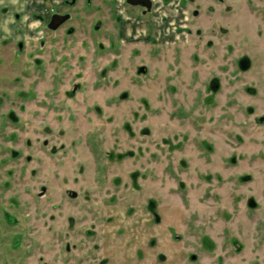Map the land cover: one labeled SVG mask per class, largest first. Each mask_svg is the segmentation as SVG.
<instances>
[{
    "label": "rangeland",
    "instance_id": "374dc122",
    "mask_svg": "<svg viewBox=\"0 0 264 264\" xmlns=\"http://www.w3.org/2000/svg\"><path fill=\"white\" fill-rule=\"evenodd\" d=\"M81 1L0 3V264H264V90L229 21Z\"/></svg>",
    "mask_w": 264,
    "mask_h": 264
},
{
    "label": "flooded vegetation",
    "instance_id": "af4514ba",
    "mask_svg": "<svg viewBox=\"0 0 264 264\" xmlns=\"http://www.w3.org/2000/svg\"><path fill=\"white\" fill-rule=\"evenodd\" d=\"M13 1L15 2V0H7V2L11 4H13ZM108 1L111 2L112 8L116 13H119L121 16L127 15V18H129V15L125 10V4L132 6L134 9L141 8L149 12H151L155 4L154 0ZM182 1L183 0H167L166 2L172 4H174L173 2H177L180 4ZM186 1L189 2L188 0ZM5 2L6 0H0V3L5 4ZM81 2L82 4H86L89 8V0H82ZM70 3L74 6L76 0H70ZM91 3L93 4V0H91ZM214 5L216 6L215 17L229 21L232 30L236 32V34H233L234 40L232 42L234 50L237 51V48L241 46L240 49H243L245 52V54H242V57L237 60L239 68L245 70L251 69L253 72V79L257 81L260 80L259 82L263 84V86L258 84L259 82L257 84L260 85V89L262 86L261 90H264V0H214ZM223 8H225L224 13L222 12ZM67 12L68 11L48 13L49 19L47 21V27L51 30L62 27L70 19V14ZM41 17L42 15L39 16V18ZM243 63L244 65H242ZM259 120L264 123V115L259 117ZM70 195L74 196L75 192L70 191Z\"/></svg>",
    "mask_w": 264,
    "mask_h": 264
},
{
    "label": "water",
    "instance_id": "95a60500",
    "mask_svg": "<svg viewBox=\"0 0 264 264\" xmlns=\"http://www.w3.org/2000/svg\"><path fill=\"white\" fill-rule=\"evenodd\" d=\"M133 2V1H132Z\"/></svg>",
    "mask_w": 264,
    "mask_h": 264
}]
</instances>
